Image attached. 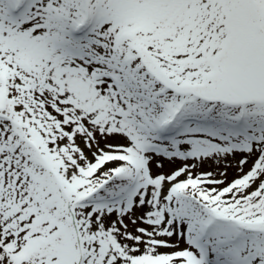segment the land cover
I'll return each instance as SVG.
<instances>
[{"label":"snow or ice","instance_id":"1","mask_svg":"<svg viewBox=\"0 0 264 264\" xmlns=\"http://www.w3.org/2000/svg\"><path fill=\"white\" fill-rule=\"evenodd\" d=\"M0 264H264V0H0Z\"/></svg>","mask_w":264,"mask_h":264}]
</instances>
